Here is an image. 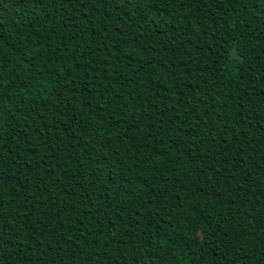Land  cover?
<instances>
[{
    "label": "trees",
    "instance_id": "1",
    "mask_svg": "<svg viewBox=\"0 0 264 264\" xmlns=\"http://www.w3.org/2000/svg\"><path fill=\"white\" fill-rule=\"evenodd\" d=\"M0 264H264V0H0Z\"/></svg>",
    "mask_w": 264,
    "mask_h": 264
}]
</instances>
